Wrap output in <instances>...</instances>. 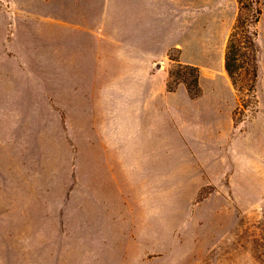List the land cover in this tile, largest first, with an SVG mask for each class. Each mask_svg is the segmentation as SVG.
Listing matches in <instances>:
<instances>
[{
    "label": "rangeland",
    "instance_id": "rangeland-1",
    "mask_svg": "<svg viewBox=\"0 0 264 264\" xmlns=\"http://www.w3.org/2000/svg\"><path fill=\"white\" fill-rule=\"evenodd\" d=\"M87 2L96 51L113 52L119 0H0V264H264V73L257 103L239 73L235 100L207 111L206 139L194 105L189 158L113 191L87 164V79L71 62Z\"/></svg>",
    "mask_w": 264,
    "mask_h": 264
},
{
    "label": "crops",
    "instance_id": "crops-1",
    "mask_svg": "<svg viewBox=\"0 0 264 264\" xmlns=\"http://www.w3.org/2000/svg\"><path fill=\"white\" fill-rule=\"evenodd\" d=\"M89 11L88 2L77 10L70 49L76 71L87 79V116L94 133L87 164L109 179L113 191L125 190L128 178L151 186L160 168H174L176 158L190 157L182 147L192 138L186 123L194 105L203 131L199 136L206 139L207 111L228 103L229 96L236 98L224 54L238 14L237 0H119L118 49L102 53L95 49ZM166 40L173 42L166 47ZM258 44L259 89L264 73L259 36ZM176 46L180 62L200 67L197 99H191L183 83L167 90L168 70L159 64L168 48ZM217 60L219 68L214 69ZM258 93L261 101V90ZM262 94L264 100V87ZM170 142L180 147L177 154L168 148Z\"/></svg>",
    "mask_w": 264,
    "mask_h": 264
},
{
    "label": "trees",
    "instance_id": "trees-1",
    "mask_svg": "<svg viewBox=\"0 0 264 264\" xmlns=\"http://www.w3.org/2000/svg\"><path fill=\"white\" fill-rule=\"evenodd\" d=\"M237 3L238 14L226 42L224 69L238 92L243 90L239 85L238 76L242 70L245 71L247 76L245 90L248 95H251L252 103H257L260 53L258 25L263 8L260 0H237ZM244 10L248 11L245 16ZM169 58L173 66L168 71L167 90L172 92L178 84L183 83L191 98L199 97L201 94L200 68L193 64L182 63L171 56ZM173 78L176 80L173 81Z\"/></svg>",
    "mask_w": 264,
    "mask_h": 264
}]
</instances>
